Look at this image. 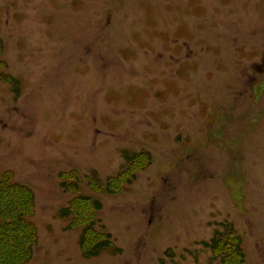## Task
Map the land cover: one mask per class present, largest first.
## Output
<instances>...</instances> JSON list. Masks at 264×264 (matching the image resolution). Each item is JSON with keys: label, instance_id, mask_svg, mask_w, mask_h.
<instances>
[{"label": "rangeland", "instance_id": "1", "mask_svg": "<svg viewBox=\"0 0 264 264\" xmlns=\"http://www.w3.org/2000/svg\"><path fill=\"white\" fill-rule=\"evenodd\" d=\"M0 40V171L33 193L26 264H214L200 241L223 221L264 264V0H0ZM89 225L115 249L84 257Z\"/></svg>", "mask_w": 264, "mask_h": 264}, {"label": "trees", "instance_id": "2", "mask_svg": "<svg viewBox=\"0 0 264 264\" xmlns=\"http://www.w3.org/2000/svg\"><path fill=\"white\" fill-rule=\"evenodd\" d=\"M2 48L0 40V51ZM3 77L11 80L6 75ZM141 155L144 154L126 155L128 168L125 169L124 179L133 178L134 170L144 166L142 162H149L148 155L147 157ZM74 173L76 174L73 172L71 179L75 178ZM69 174L71 173L61 174L65 180L62 182L63 185L67 184L66 179ZM86 199L87 197H83L75 203V206L73 203L68 207H63L61 214L68 216L72 212L76 216L82 215V210L91 205L85 202ZM92 203L96 208L101 206L98 201L93 200ZM33 211V193L30 188L16 182L11 171H0V264H26L31 259L33 247L38 240L36 227L30 220ZM200 243L213 253L211 260L216 261L214 264H246L243 241L231 222H220L212 236ZM79 247L86 258L99 255L106 249H115L112 246L111 235L108 232L101 233V236L97 235L91 225L82 229Z\"/></svg>", "mask_w": 264, "mask_h": 264}]
</instances>
